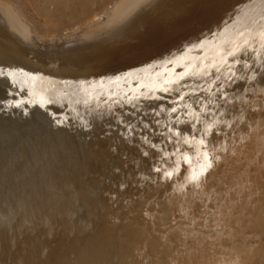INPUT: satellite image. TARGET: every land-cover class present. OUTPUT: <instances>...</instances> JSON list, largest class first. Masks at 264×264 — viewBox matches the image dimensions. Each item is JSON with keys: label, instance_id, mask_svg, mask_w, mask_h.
I'll return each mask as SVG.
<instances>
[{"label": "bare ground", "instance_id": "1", "mask_svg": "<svg viewBox=\"0 0 264 264\" xmlns=\"http://www.w3.org/2000/svg\"><path fill=\"white\" fill-rule=\"evenodd\" d=\"M2 2L0 65L13 66L12 78L27 93L23 101L28 104L21 103L10 116L0 115V264H120L125 260L131 264L133 257L149 264L156 255L157 238L161 244L168 239L166 221L171 214L180 219L171 234L181 261L187 259L191 264L194 259H207L225 264L238 250L246 264H264V197L260 191L264 118L259 115L264 111V92L236 101L243 109L237 114L244 116V122L233 133L234 139L225 142L228 152L220 153L231 159L227 172L233 198L227 204L221 200L213 216L196 215L193 208L197 203L215 202L219 194L191 185L168 189L152 176L142 179L146 172L141 169L147 165L130 152L125 154L123 146L117 147L119 141L106 138L101 130L109 127L110 118L121 119V110L124 117L136 118L134 112L129 115L126 93L138 98L141 110H150L151 101L139 98L160 87L165 75L175 77L160 61L156 67L146 64L134 69L126 79L100 73L125 67L148 48L171 46L182 38L195 42L197 36L203 53L197 56L185 46L176 51V58L181 64L203 66V56L219 60L218 52L244 39L236 33L239 25L225 24L227 17L221 21V14L200 4L193 6L192 0H127L121 6L119 2L112 16L103 17L96 27L57 40L59 44L54 42L41 51L37 37L16 26L15 15ZM228 2L243 9L254 0ZM248 12L255 16L259 8ZM209 17H213L211 24ZM257 52L264 55L258 41ZM4 90L0 84V96ZM49 96L57 103L45 115L39 101ZM157 103L165 108L163 101ZM58 106L63 111L55 115L60 116L63 128L49 121ZM30 110L31 116L24 115ZM77 116L95 130L82 134ZM158 118L163 124L167 116ZM112 127L115 131V121ZM117 166L123 169L119 179L124 173L131 178L135 172L141 187L152 194L154 212L143 224L135 212L126 211L136 204L134 188L126 204L120 200L113 204L109 199L117 188L113 172ZM204 221L211 224L210 230Z\"/></svg>", "mask_w": 264, "mask_h": 264}, {"label": "snow or ice", "instance_id": "2", "mask_svg": "<svg viewBox=\"0 0 264 264\" xmlns=\"http://www.w3.org/2000/svg\"><path fill=\"white\" fill-rule=\"evenodd\" d=\"M192 4L206 6L214 13L221 14V21L227 17L225 24L232 22L234 28L239 25L236 33L244 39H237L232 42V47L218 52L219 60H208L206 55L203 56L205 61L203 66L181 64L176 58V51H180L185 46L197 56L203 53L200 37L197 36L195 42L182 38L171 46L148 48L139 55L138 59L125 67L100 73V75H112L116 79H126L133 75L134 69H140L146 64L156 67L158 65L155 62L160 61L169 66L175 77L169 78L165 75L160 87L139 98L151 101L150 110H141L137 102L138 98L126 93L127 102L131 105L129 115L134 112L136 118L133 120L124 117L121 110V119L110 118L109 127L101 130L106 138L118 140L117 147L123 146L125 154L130 152L147 165L146 168L141 169L146 172L142 179L146 180L147 177L152 176L155 183H163L168 189L176 185L183 190L191 185L197 189L204 187L219 194L220 199L215 202L197 203L193 208L196 215L213 216L221 200L227 204V201L233 198L229 189L230 176L227 172L231 159L228 155L222 156L220 153L228 152L225 142L234 139L233 133L244 122V116L237 114L243 109L236 101L238 99L243 101L245 96L254 95L258 91L264 92V55L257 52V41L259 47L264 49V0H259L258 5H255L254 0L253 4L244 5L243 9L230 4L228 0H192ZM254 6L259 8V12L255 16H250L248 9ZM212 22L213 17H209L208 23ZM212 31L209 27L208 32L211 34ZM14 70L10 64L0 65V84L5 89L4 95L0 96V115L10 116L12 111L20 109L21 103H24L25 107L28 104L23 101V96L27 93L19 88L12 78ZM158 101L164 102L166 110L157 103ZM56 103L57 101L49 96L47 100L42 98L39 101V107L45 108V115H48V107ZM119 103L125 101L121 100ZM59 111H63L60 106L53 109L49 121L55 123L58 128H63L64 124L60 116L55 115V112ZM24 115L31 116L32 111ZM165 115L167 118L161 124L158 117ZM259 115L264 118V111ZM71 120L72 117L69 116V124ZM113 121H115V131L112 127ZM77 122L82 134H90L95 130L91 123L80 120L78 116ZM113 172L117 177V188L109 193L110 201L115 204L120 200L126 204L129 191L134 188L136 204L126 211L135 212L141 224L145 223V217L154 212L150 204L152 194L141 187V179L136 178L135 172L131 178L124 173L123 179H119L123 172L122 168L117 166ZM261 175L260 191L261 196L264 197V170ZM181 180L183 184H178L177 182ZM120 219L117 217L116 222H120ZM166 223L170 230L168 239L161 244L157 238L156 255L149 264H189L187 259L181 261L175 254L177 245L175 236L171 232L180 224V219L171 214ZM204 224L206 230L211 229L208 221H204ZM156 230L159 231V228ZM146 255L152 253L148 252ZM120 264H129V261L125 260ZM131 264H144V260L133 257ZM191 264H215V262L207 259L200 262L194 259ZM225 264H246V261L243 254L237 250L234 258L226 261Z\"/></svg>", "mask_w": 264, "mask_h": 264}, {"label": "rangeland", "instance_id": "3", "mask_svg": "<svg viewBox=\"0 0 264 264\" xmlns=\"http://www.w3.org/2000/svg\"><path fill=\"white\" fill-rule=\"evenodd\" d=\"M0 1H3L2 3L7 10H11V13L15 15V17L12 16L15 25H19L21 30H28L26 33L33 32L31 36L37 37V41L43 49L41 51H44L46 47L52 46L54 42L53 45L59 44V42H62L61 40L70 37V35L76 36L96 27L97 24H101L103 17H111L115 9L121 4H125L124 2L127 0H124V2L122 0Z\"/></svg>", "mask_w": 264, "mask_h": 264}]
</instances>
